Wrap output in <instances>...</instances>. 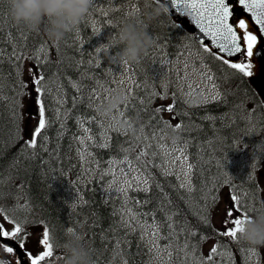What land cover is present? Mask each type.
<instances>
[{"label": "trees", "instance_id": "trees-1", "mask_svg": "<svg viewBox=\"0 0 264 264\" xmlns=\"http://www.w3.org/2000/svg\"><path fill=\"white\" fill-rule=\"evenodd\" d=\"M8 7L0 0V205L14 221L47 227L56 253L51 264H66L68 229L87 248L89 264H249L247 252L261 246L239 233L223 236L213 209L222 195H234L238 216L264 210L258 176L264 105L250 79L206 53L168 12L153 16L156 0H93L56 42L43 24L31 30L15 23ZM129 20L152 37L134 62L118 56V33ZM27 62L35 80L43 77L37 87L46 127L34 148L21 126ZM201 63L220 93L190 104L175 79ZM116 93L132 99L100 111ZM163 140L186 148L191 189L161 169ZM141 151L148 155L137 163ZM125 156L135 169L127 180L150 182L138 188L133 181L121 193L110 187L109 171L127 165L120 163ZM118 175L120 187L124 175ZM210 240L217 247L211 260ZM156 244L167 250L163 260Z\"/></svg>", "mask_w": 264, "mask_h": 264}, {"label": "snow or ice", "instance_id": "snow-or-ice-1", "mask_svg": "<svg viewBox=\"0 0 264 264\" xmlns=\"http://www.w3.org/2000/svg\"><path fill=\"white\" fill-rule=\"evenodd\" d=\"M169 2L175 9L173 15L187 12L188 15L193 18L200 34L208 38L203 49L206 53H209L215 59L221 60L223 64L232 69L238 70L243 76L255 80L258 70L264 67V0H169ZM237 4L242 6V11L251 13L249 19L237 15ZM181 18L183 19V17ZM252 21L255 22V25L259 26L255 33L252 30ZM97 51H100V49H97ZM233 57L236 58L235 61H233ZM124 63L126 64L127 62L125 61ZM31 74L32 73H30V75ZM42 80L43 77L39 76L34 83L36 85H41ZM256 87L258 91L264 95V76H261ZM36 90L39 93L41 88L38 87ZM189 95H191V93H189ZM215 98L216 96H213V99ZM131 99V96L125 97L126 102ZM101 103H103V101H101ZM156 111L159 112L160 109L157 108ZM167 111L170 113L173 112V106L169 105ZM38 116V127L34 129L32 133L33 139L29 142L30 146L33 148L36 146L35 137L39 136L46 127L45 108L43 103L39 104ZM129 126H131L130 123ZM176 127L179 128L180 125L178 124ZM87 131L88 129H85V132ZM89 139H92V137L89 136ZM103 146L106 147L107 145ZM147 155V151H141L140 154L136 156L137 163ZM153 155H155V153H153ZM120 163L128 164V171H122V175L128 176L135 171L127 156H125V159L120 161ZM146 163L145 161V165ZM187 167L191 169L193 165L188 164ZM133 181L136 182L138 188L141 183L147 185L150 182L149 178H144L141 182L138 177H133L132 180L125 181L127 188L120 187L117 191L126 193L128 188L133 187ZM116 183L117 181L113 180L110 187L115 186ZM183 186L184 185H181V187ZM143 190L147 191V188L144 187ZM230 199L231 201H236V203L225 208V215L222 220V224L225 227L221 230V234L225 237L237 239L238 233L242 231V226L248 218L246 213L239 217L234 215V212L239 207V203L237 197L234 195H232ZM146 202L147 201H145V203ZM5 219H7V217H5ZM9 223H14V227L11 230H6L5 224L0 223V247L7 253H14V247L9 246L6 241L15 243L21 253V256L17 259V264H28V261H30V264H41L46 258L53 257L54 243L47 227H45L42 233V239L37 240V244L42 245L43 250L38 254H34L27 250V234L23 237L20 235L24 231L21 224L14 221H9ZM229 224L232 226L228 227ZM158 233L159 226L153 230L152 235L158 236ZM216 253L217 247L214 246L210 250L209 260H211L212 255ZM0 264H5V262L0 261Z\"/></svg>", "mask_w": 264, "mask_h": 264}, {"label": "clouds", "instance_id": "clouds-1", "mask_svg": "<svg viewBox=\"0 0 264 264\" xmlns=\"http://www.w3.org/2000/svg\"><path fill=\"white\" fill-rule=\"evenodd\" d=\"M92 4L93 0H8V11L15 23L31 30H38L43 24L48 38L56 42L86 16ZM167 11V5L157 0V7L152 15ZM117 38L123 45L118 56L129 62L136 61L152 43L151 35L134 20L122 25ZM124 99L122 93H116L99 110L110 112ZM194 102L188 100L190 104ZM239 236L250 245L264 246V210L247 219ZM66 238V264H89V253L80 237L68 229Z\"/></svg>", "mask_w": 264, "mask_h": 264}, {"label": "rangeland", "instance_id": "rangeland-1", "mask_svg": "<svg viewBox=\"0 0 264 264\" xmlns=\"http://www.w3.org/2000/svg\"><path fill=\"white\" fill-rule=\"evenodd\" d=\"M30 73L32 74L30 75ZM22 78L24 84H26L22 111L23 109L24 111L27 110V114H28V116H26L23 113V123H24V128L26 130V134L28 136H33L32 133L39 123L38 107L40 103L38 101L37 92L32 91V96H31V91H29L31 88L30 84L36 78V71L32 67V64H30L29 62H27L24 67ZM213 78L214 76H212L210 69L208 67L206 68L204 64L201 63L197 67L194 66V70L190 73L186 72L185 70L179 73V76L177 74V78L176 79L173 78V80L175 79L178 88L182 90L189 99L195 101L196 98L199 97L208 98L216 93ZM189 93H191V95H189ZM31 97H32V101L30 100ZM162 153L164 158L165 169L169 172L177 174L180 180L188 182L190 179L191 169H188L187 167L189 162L186 159V150L183 147L164 145L162 147ZM112 174L115 175V169L114 171H112ZM258 176L260 178V184L262 188V199L264 203V164L261 167H259ZM232 204L235 203L234 201H231L229 195H224V196L222 195L216 204V207L213 211V217L221 229L225 227L222 224V220L225 215V208L231 206ZM234 213L236 214V216H238L236 211ZM231 226H232L231 224L228 225V227ZM31 229L33 230L34 233L32 234L31 231L28 232V234H30L31 236L27 238V242L32 246L33 250L35 251V254H38L41 250H43V246L42 245L39 246L37 244V240L42 239L41 230L38 233H36L35 228H31ZM261 247H262V249L260 250L261 253H259V251H256L250 255L251 257L250 261L254 264L256 259H258V255L260 254H261L262 264H264V246ZM155 252L157 257L160 255L161 259L166 257L167 255V250L163 246H159L158 248H155Z\"/></svg>", "mask_w": 264, "mask_h": 264}, {"label": "water", "instance_id": "water-1", "mask_svg": "<svg viewBox=\"0 0 264 264\" xmlns=\"http://www.w3.org/2000/svg\"><path fill=\"white\" fill-rule=\"evenodd\" d=\"M161 3H165L167 5V9L168 12L178 21L180 22L189 32H191L193 34V36L195 38H197V40H199L200 42L203 43H207L208 38L202 36L199 32L198 27L196 26L193 18L188 15L187 12H183V13H176L175 15H173V13L175 12V9L171 6L169 0H160ZM237 8V15L245 18V19H249L251 17V13H247L246 11H242L241 8L242 6H239L238 4L236 5ZM183 17V19L181 18ZM230 22H231V18H230ZM253 27L255 29H257L259 26L255 25V22L252 21ZM233 61L236 60L235 57L232 58ZM261 76H264V67H262L260 70H258V74L257 77L255 78V80L252 79V81L254 82V84L256 85L259 81V79L261 78ZM262 95V94H261ZM263 99H264V95H262Z\"/></svg>", "mask_w": 264, "mask_h": 264}, {"label": "flooded vegetation", "instance_id": "flooded-vegetation-1", "mask_svg": "<svg viewBox=\"0 0 264 264\" xmlns=\"http://www.w3.org/2000/svg\"><path fill=\"white\" fill-rule=\"evenodd\" d=\"M2 249V253H3V256H1V258L5 259V264H16L15 263V256H13L12 253H7L3 250L2 247H0Z\"/></svg>", "mask_w": 264, "mask_h": 264}, {"label": "bare ground", "instance_id": "bare-ground-1", "mask_svg": "<svg viewBox=\"0 0 264 264\" xmlns=\"http://www.w3.org/2000/svg\"><path fill=\"white\" fill-rule=\"evenodd\" d=\"M92 25V24H91ZM141 83V82H140ZM100 128V127H99ZM103 130V129H102ZM116 161V160H115ZM201 187V186H200ZM182 190V189H181ZM137 212V211H136ZM110 218V217H109ZM129 222V221H128ZM169 222V221H168ZM119 223V222H118ZM122 224V223H121ZM124 224V223H123ZM100 227V226H99ZM75 228V227H74ZM184 233V232H183ZM175 235V234H174ZM184 235V234H183ZM133 237V236H132ZM186 237V236H185ZM165 239V238H164ZM121 240V239H120ZM92 241V240H91ZM123 241V240H122ZM146 243V242H145ZM165 243V242H164ZM150 247V246H149ZM187 251V250H186ZM150 256V255H149ZM148 262V261H147Z\"/></svg>", "mask_w": 264, "mask_h": 264}]
</instances>
